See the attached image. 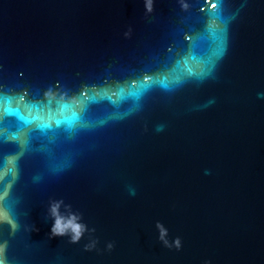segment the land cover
I'll return each instance as SVG.
<instances>
[{
	"label": "water",
	"instance_id": "95a60500",
	"mask_svg": "<svg viewBox=\"0 0 264 264\" xmlns=\"http://www.w3.org/2000/svg\"><path fill=\"white\" fill-rule=\"evenodd\" d=\"M0 206V264H264V0H0Z\"/></svg>",
	"mask_w": 264,
	"mask_h": 264
},
{
	"label": "clouds",
	"instance_id": "9594fccd",
	"mask_svg": "<svg viewBox=\"0 0 264 264\" xmlns=\"http://www.w3.org/2000/svg\"><path fill=\"white\" fill-rule=\"evenodd\" d=\"M8 161L10 162V164H13V160L9 159ZM12 169L13 168H10V167L6 166V170L7 171L10 172V171H12ZM58 207H59L58 203H53L52 206H51L52 214L55 217V220H54L53 224L51 225V232H50V234L53 235V236L64 235L65 234L59 228V224H60L62 218L59 215ZM78 239H79V233H77V235L72 236V241L73 242H76Z\"/></svg>",
	"mask_w": 264,
	"mask_h": 264
},
{
	"label": "snow or ice",
	"instance_id": "6c2138e0",
	"mask_svg": "<svg viewBox=\"0 0 264 264\" xmlns=\"http://www.w3.org/2000/svg\"><path fill=\"white\" fill-rule=\"evenodd\" d=\"M215 5H213L214 7ZM10 165V162L9 161H6V163L4 164V167ZM5 212V208H3L2 206H0V214H3Z\"/></svg>",
	"mask_w": 264,
	"mask_h": 264
}]
</instances>
